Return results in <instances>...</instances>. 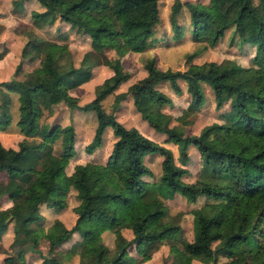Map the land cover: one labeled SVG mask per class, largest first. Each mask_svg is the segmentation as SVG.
<instances>
[{
    "label": "trees",
    "instance_id": "trees-1",
    "mask_svg": "<svg viewBox=\"0 0 264 264\" xmlns=\"http://www.w3.org/2000/svg\"><path fill=\"white\" fill-rule=\"evenodd\" d=\"M37 1L43 10L31 12L33 27L40 29L56 20L68 23L76 33L89 37L91 50L114 52L107 61L112 74L95 86L90 101L80 105L68 90L90 79L94 66L90 52H85L76 65L63 42L41 39L37 46L42 55H31L19 61L13 76L0 81V129L10 123L9 93L15 92L19 101L17 125L20 132L26 137L40 138L38 142L23 138L18 142V149L0 162V170L6 172L5 181L0 183V198L5 196L11 201L9 206L0 209V237L8 222L13 224L15 235L30 241L32 249L39 235H44L49 244L48 254L40 256L39 264H64L52 254L73 235L80 238L74 240L66 252L72 256L89 248L95 252L96 264H138L139 259H147L160 243L172 239H177L181 246L172 264H182V257L186 256H200L212 262L217 255L227 257L219 264H264V0H208L207 3L175 0L170 13L175 37L181 34L176 19L184 4L195 29L194 37L209 26L207 40L211 45L230 30L231 41L236 39L239 44L254 46L253 60L262 71L249 75L255 89L247 88L243 82L231 81L229 74L234 68H220L214 61L191 63L180 71L160 69L153 58L144 64L143 79L133 82L128 91L115 94L116 105L131 95L136 111L155 132L166 135L168 140L182 141L184 151L192 144L203 154L194 184L181 179L185 170L173 163L169 150L151 139L136 136L113 113L105 111L101 103L128 78L121 63L122 56L127 52H142L153 42L150 39L159 22V0ZM5 53L6 48L0 49V59ZM32 61L37 64L24 72L23 62ZM19 74L22 78L17 77ZM178 79L186 82V90L191 94L190 110L204 102L202 83L211 89L215 108L220 109L229 102L230 108L219 114L223 123L203 129L199 135L185 136L170 125L169 118L158 114L155 104L164 105L171 100L156 85L166 81L179 93ZM42 95L53 104L64 102L70 109L93 111L95 147L101 144L105 129L111 128L115 140L106 166L113 172L123 173L122 187L109 192H92L89 182L97 172L82 164L76 165L70 174L65 173V162L75 153V131L72 125L47 127L40 123L41 109L36 102ZM211 131L213 139H206ZM60 135L61 149L55 153L51 144ZM149 154L163 157L160 181L170 194L178 193L189 202L206 196L203 206L207 212L193 214L192 240L183 237L177 220L168 215L161 200L145 201L139 206V202L133 204L145 194L143 177L152 176L144 162ZM70 188L75 189L79 201L73 208L74 224L67 227L61 219L55 218L46 233L34 228L32 224L43 219L40 205L50 200L55 209H63ZM25 204L29 205L28 210H24ZM129 207L135 209L128 212ZM161 220L163 225L159 226ZM120 227L130 229L133 237L126 239ZM104 231L114 232L113 251L102 241ZM131 245L140 258L129 254L127 248Z\"/></svg>",
    "mask_w": 264,
    "mask_h": 264
},
{
    "label": "rangeland",
    "instance_id": "rangeland-1",
    "mask_svg": "<svg viewBox=\"0 0 264 264\" xmlns=\"http://www.w3.org/2000/svg\"><path fill=\"white\" fill-rule=\"evenodd\" d=\"M16 1L0 0V49L6 48V53L0 59V81L13 76L19 61L31 55H42V51L37 46L41 39L59 41L67 46L76 65L79 64L85 52H90L94 61L90 79L68 90L70 95L77 98L78 104L82 105L90 101L94 97L95 86L112 74L107 61L114 56V52L106 50L104 53H100L91 50L89 37L76 33L69 27L68 23L63 21L56 20L52 25L40 29L33 27L31 12L34 10L41 11L43 7L37 0H23L20 4H16ZM174 1H158L159 22L154 26L153 36L150 39L153 42L149 43L142 52H127L122 56L121 63L124 71L128 73V78L113 93L108 94L101 103L105 111L113 113L117 120L136 136L151 139L169 150L173 163L185 170L181 179L188 184H194L201 168L203 154L192 144L184 151L182 141L168 140L166 135L156 133L142 120L134 108L131 95H127L116 105L115 94L128 91L133 82L143 79L146 75L144 64L153 58L156 66L160 69L170 68L180 71L185 70L191 63L201 64L205 61H214L219 64L220 68H234L233 72L229 74V79L236 83L243 82L249 89L256 88L249 75L262 71L253 60L256 52L255 47L239 44L236 39L231 41L230 30H227L214 45L209 44L207 40L209 26L203 27L199 35L194 37L195 29L190 19V13L184 4H182L176 19L181 34L175 37L170 21L171 5ZM185 1L207 3L208 0H180L181 3ZM29 28L31 32L28 33L27 29ZM36 64L35 61L23 62L22 69L24 72L30 71ZM17 77L22 78V75L19 74ZM178 84L181 87L179 93L172 90L166 81L156 85V88L163 92L171 100V103L155 104L154 109L158 114L169 118L170 125L175 126L186 136L199 135L203 129L223 123L219 114L230 108L229 102H226L220 109L215 108L211 89L207 84L202 83L204 102L198 108L190 110L188 104L191 100V94L186 90V82L183 79H178ZM39 95V93L36 94V98ZM9 96L11 99L9 104L11 117L10 123L5 128L0 129V162L7 160L18 149V142L23 138L28 141L38 142L40 140L39 137H26L20 132L17 125L19 118L18 94L10 92ZM48 102V97L44 95L37 99V106H40L41 109L40 123L47 127L54 124L61 127L72 125L75 131V153L65 162V173L70 174L76 165L82 164L97 172V175L89 182L92 192H109L122 187L124 184L123 173L113 172L106 166L107 156L115 140L111 128L105 129L101 144L95 147L93 146V136L96 117L93 111L84 112L70 109L64 102L55 104L49 102V105H46ZM210 133L209 138L207 136L206 139L212 140L214 135L212 131ZM61 138L62 135L51 144L55 153H59L61 149ZM89 145L91 147L88 151ZM162 158L158 154L144 157V162L151 170L152 176L143 177L146 182L145 194L136 198L133 204L139 202V206L145 201L161 200L167 208L168 215L174 216L177 220L183 237L192 240L195 229L193 214L197 211L207 212L203 206L206 196H198L194 202H189L178 193L170 194L169 189L160 181ZM5 179V170H0V183H3ZM65 202V207L60 210L55 209L50 200L42 203L39 212L43 219L32 224L33 227L46 233L55 218L61 219L67 227L72 226L76 219L73 208L79 203L75 189H69ZM27 203L28 201H26ZM10 204L11 201L7 197L0 198V209L6 208ZM26 204L24 210L29 208V205L26 207ZM134 209L129 207L128 212ZM162 225L163 220L159 223V226ZM12 226L13 224L8 222L0 237V264H39L42 259L40 256L48 254V240L40 234L39 241L33 245L34 249H32L29 240L13 233ZM120 232L126 239L133 237L131 230L126 227H120ZM101 237L103 243L113 251L115 245L114 232L104 231ZM78 238H80L78 235H73L68 242L56 247L52 255L64 264H96L95 252L89 248L85 249L82 254L74 253L72 256L66 252L70 244ZM177 248L181 250L177 239L162 242L150 252L147 259L141 261L139 259L138 264H172L176 260ZM127 250L131 256L140 258L137 256L134 245L129 246ZM225 260L227 257L219 255L212 262H206L200 256H186L182 257V264H219Z\"/></svg>",
    "mask_w": 264,
    "mask_h": 264
},
{
    "label": "crops",
    "instance_id": "crops-1",
    "mask_svg": "<svg viewBox=\"0 0 264 264\" xmlns=\"http://www.w3.org/2000/svg\"><path fill=\"white\" fill-rule=\"evenodd\" d=\"M40 11V10H39ZM42 11V10H41ZM73 89V88H72ZM135 108V107H134ZM109 128V127H108ZM157 133V132H156ZM161 134V133H160ZM149 155H151V154H149ZM108 157V156H107Z\"/></svg>",
    "mask_w": 264,
    "mask_h": 264
}]
</instances>
